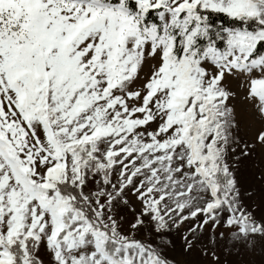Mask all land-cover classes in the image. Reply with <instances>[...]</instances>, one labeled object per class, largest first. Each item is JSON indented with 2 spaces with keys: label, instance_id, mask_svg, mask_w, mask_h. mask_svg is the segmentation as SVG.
<instances>
[{
  "label": "snow or ice",
  "instance_id": "1",
  "mask_svg": "<svg viewBox=\"0 0 264 264\" xmlns=\"http://www.w3.org/2000/svg\"><path fill=\"white\" fill-rule=\"evenodd\" d=\"M0 264H264V0H0Z\"/></svg>",
  "mask_w": 264,
  "mask_h": 264
}]
</instances>
